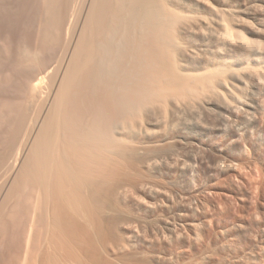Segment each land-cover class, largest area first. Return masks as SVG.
Masks as SVG:
<instances>
[{
	"label": "bare ground",
	"instance_id": "1",
	"mask_svg": "<svg viewBox=\"0 0 264 264\" xmlns=\"http://www.w3.org/2000/svg\"><path fill=\"white\" fill-rule=\"evenodd\" d=\"M14 1L0 0V20L16 17L13 13L19 9L13 12ZM245 1L37 0V5L21 0V5H28L25 9L31 11L32 4L37 5L32 7L38 21L32 25L29 20L27 24L43 32V36L36 33L43 37L39 39L43 41L40 48L23 34L17 38L15 33L14 37L10 28L15 25L4 34L0 25V93H4L0 111H14L15 116L17 111L14 127L6 135L10 146H18L14 154L10 152L13 156L4 154L0 162L7 157L13 159L6 163L10 167L7 173H27L36 192L30 209L32 222L22 242L26 257L37 244L33 229L39 201L45 205L50 202L47 218L40 223L46 232L44 245L34 264H135L132 256H124L123 240L106 231V215L116 193L122 201L128 198L120 184H136L144 191L148 172L168 164L164 146L168 147L171 140L165 141L166 145L154 144L156 136L168 137L180 129L202 130L198 111L202 106L224 109L221 99L225 94H232L237 102L235 114L242 115L241 123L252 124L254 93L233 95L235 87L229 82L233 78L241 80L244 74L240 72H246L249 78L257 71L264 76V62L255 67L260 48L242 34L244 14H249L242 9ZM10 12L13 15L9 17ZM259 18L264 22V15ZM62 39L68 47L58 69L50 63L48 45ZM255 83L253 79L252 85ZM97 97L104 103L107 98L111 101L112 107L107 110L111 109V114L105 107L102 112ZM235 126L232 123L227 127L229 136ZM28 143L21 165V147ZM179 160L174 157L169 164L187 171L189 166ZM112 187L117 189L113 196ZM189 225L198 230V224ZM124 228L129 234L124 235L126 238L139 239L133 228ZM169 233L166 241L174 242L183 236L184 228ZM151 236L147 240L141 235L139 247L157 246L158 238Z\"/></svg>",
	"mask_w": 264,
	"mask_h": 264
},
{
	"label": "rangeland",
	"instance_id": "2",
	"mask_svg": "<svg viewBox=\"0 0 264 264\" xmlns=\"http://www.w3.org/2000/svg\"><path fill=\"white\" fill-rule=\"evenodd\" d=\"M32 1L38 5V3H35L37 0ZM14 2H16L17 8L16 5H13V8L16 9H12L13 12L19 10L17 13L12 12L16 17L12 16L13 14L10 12L9 17L12 16L10 20L2 19L3 22L0 20V23H2L0 24L1 29L5 31L2 32L1 30L2 34L9 31L10 25L12 27L15 25L13 27L15 31L10 28V32L13 31L14 37L15 33L17 38L18 34L19 36L23 34L27 38L30 37L29 39L34 45L37 44L36 46L42 47L43 41L41 40L43 37L41 39V36H43V32H39L37 27H34V29L32 27L33 22L38 21L34 9L37 5L32 4L34 7L31 6V9L35 10V12L33 10L32 12L29 10L30 8L25 9L28 5L26 7L21 5V0ZM20 6L24 7L22 8L23 11L22 9L20 11ZM242 9L249 13L244 14L246 22L242 27V34L247 42L255 43L261 51L259 62L255 63V67H258L260 63L264 62V22L259 20L260 15H264V0H247L242 5ZM27 11H30L29 14L27 13L29 16L25 13ZM20 12L22 15L19 14ZM33 13L35 14L34 17L32 16ZM25 16L29 18H25ZM24 19H27L25 22L27 26L24 25ZM27 22L32 24L31 28ZM6 23L7 25H5ZM3 24L8 28H2L5 27ZM21 26L26 30L28 29V32ZM16 30L20 32L17 33ZM36 33L42 35L38 37ZM62 40L58 41L59 43L55 42V44L48 45L49 56L52 60L50 63L52 66H57L58 69L68 47L65 45L67 41L65 40V43L64 39ZM57 57L59 58L57 59ZM255 67L252 66L254 70H256ZM240 73L244 74L241 80L240 78H233L229 82L235 87L233 95L249 91L254 93L256 106L250 110V115L254 118L251 125L247 126L246 123H241L242 121L239 118L242 115L239 117L235 114L238 112L234 106L237 102L232 94H225L221 99L224 109L213 110L202 106L201 111H198L200 121L204 127L206 126L202 130L185 129L186 131H182L180 129L181 132L176 130L175 133L168 134V137L158 134L156 137L161 142L157 139L154 140L156 142L154 144L159 145L171 140L168 142L170 144L167 143L168 147L164 146V154H167L164 156L165 159L171 161L175 157L176 160L180 159V163L184 161L183 163L189 166H187V171L172 166V164H169L170 161L166 160L168 164L164 163L165 165L162 164L163 166L153 169L152 171L155 172H150L151 170L148 172V178L144 181L146 183L144 191L136 184H127L126 182L120 184L123 190L125 189L129 194L125 201L116 198L117 193L114 195L113 190L115 193L117 189L115 187L111 188V194L115 197H111L114 200L112 203L109 201V207L112 208L110 207L106 215L108 228L106 231H109L112 237H116L115 239L123 240L126 248L123 251L124 256L133 257L137 261V263L135 261V264H264V76L259 71L255 72L256 75L252 78H249L246 72ZM253 79H256L254 86L252 85ZM12 83L14 86L15 83ZM15 87V90H17V86ZM1 93L0 98L4 96L2 91ZM97 98L95 99L101 102L98 101V103L102 104L100 107H105L106 113L111 114V109L107 111L112 107L109 105L111 101L107 98L105 99L107 102L104 103V99ZM86 105L88 106V102ZM87 106L86 109L91 108L90 104V107L87 108ZM92 109L94 111L95 107ZM101 110L105 113L103 108ZM15 112L16 116L14 111H11V113L7 109L0 111V147L2 146L0 157L4 154L8 155L10 152L14 154L13 150L18 148V146H10L7 136V133H10L12 127H14L13 122L15 120L13 119L17 117V111ZM232 123L236 126L230 133L231 136H229L227 127ZM10 124L13 125L10 126ZM145 124H147V120ZM162 145H166V143ZM29 147V143L21 147L19 159L21 165L25 163L24 157L27 155ZM3 149L5 153H3ZM168 150L171 154L168 153ZM161 154L163 155V152ZM7 158V160L6 158L2 159V163L0 162V264H34L33 262H36V259L37 261L40 259L37 258L39 257L37 253L39 248L42 247V244L44 245L43 238H45L46 232L44 233L45 227L40 223L47 218L50 202L45 205L44 201L43 203L39 201L40 208L36 211L34 218L33 234L36 233V237L33 241L37 242V246L40 245L37 249L33 242L32 247L35 246V248H31L32 253L30 251L29 255L27 254L29 257H26L24 254L26 245L24 243L32 222L31 207L35 200L33 194H36V192L31 189L33 186L30 187L31 177L27 173H18V171H13L11 174L7 173L10 168L7 164L13 161L10 157ZM20 164H18V167ZM11 183L15 184L16 187L19 186L16 188L12 185L13 190L11 188V191L8 192ZM121 186H117L118 190L122 189ZM20 189L26 194L21 193ZM155 190H158V192ZM31 197L33 200H30ZM190 223L198 224L197 233L195 229L191 228ZM127 226L133 228V232L139 233L140 237L136 234L139 239H141V235H145L144 239L147 240L151 235H156L158 238V241L156 238L157 246L150 249L143 246L139 247V243L143 238L141 240L130 239L132 240L130 242L129 237L124 236L127 233L124 227ZM169 228L171 230L184 228L183 236L169 243L166 241L171 231ZM163 235L166 236H164L165 240ZM126 236H129V234H126ZM137 242L138 244H136ZM165 243L167 244L163 245ZM19 247L21 250H19ZM141 247L144 248V251ZM33 256L36 258L33 259Z\"/></svg>",
	"mask_w": 264,
	"mask_h": 264
}]
</instances>
